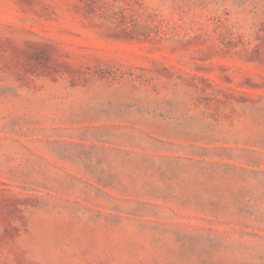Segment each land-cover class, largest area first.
<instances>
[{
	"label": "rangeland",
	"instance_id": "374dc122",
	"mask_svg": "<svg viewBox=\"0 0 264 264\" xmlns=\"http://www.w3.org/2000/svg\"><path fill=\"white\" fill-rule=\"evenodd\" d=\"M0 264H264V0H0Z\"/></svg>",
	"mask_w": 264,
	"mask_h": 264
}]
</instances>
